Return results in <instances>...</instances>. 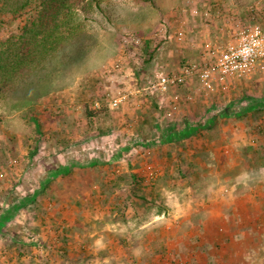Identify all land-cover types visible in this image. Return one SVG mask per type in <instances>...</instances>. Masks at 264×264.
<instances>
[{"label":"rangeland","instance_id":"374dc122","mask_svg":"<svg viewBox=\"0 0 264 264\" xmlns=\"http://www.w3.org/2000/svg\"><path fill=\"white\" fill-rule=\"evenodd\" d=\"M23 2L0 0V264H264V61L156 87L264 34V0H68L55 48Z\"/></svg>","mask_w":264,"mask_h":264},{"label":"built area","instance_id":"2783aa9c","mask_svg":"<svg viewBox=\"0 0 264 264\" xmlns=\"http://www.w3.org/2000/svg\"><path fill=\"white\" fill-rule=\"evenodd\" d=\"M182 37V33L178 32ZM213 57L208 67L196 70V66H184L178 76H162L156 87L167 89L181 85L185 78L197 74L208 89L215 83H226L229 77L242 78L251 73L257 63L264 61V34L260 30L245 27L234 34L232 42L218 44L209 51ZM116 105V102H114ZM175 104L172 109H175Z\"/></svg>","mask_w":264,"mask_h":264},{"label":"trees","instance_id":"16d2710c","mask_svg":"<svg viewBox=\"0 0 264 264\" xmlns=\"http://www.w3.org/2000/svg\"><path fill=\"white\" fill-rule=\"evenodd\" d=\"M25 2H23L22 4H20L18 7L15 6L14 12H20V11H24L23 9L25 7H27L30 4L34 5V11L36 12V17L30 18L32 19V22L30 23L32 28H29V31H33V28L36 26V28H40L43 25L45 26H52V29H49L46 31V28L44 31H42L45 35L42 38V41H38V40H34V43H38L40 46H42V44H44L45 42L48 41V38H51V43H52V47L55 48L54 46L58 45L59 42H62L64 40L67 39V37L64 36V34L62 33H58L55 31L57 28V26L59 25V13L61 12L63 14V16L65 18L68 17L69 14L64 13V10L70 11V7L68 6V0H24ZM96 8H98V3H96ZM51 11V12H50ZM77 28V26H76ZM26 31V29H25ZM29 31L27 30L26 32L29 33ZM31 33V32H30ZM37 32H35V34L33 35V38L37 37ZM70 33H72V30L70 31ZM40 42V43H39ZM55 44V45H54ZM21 48H19L18 50H14L11 53V56L13 55V59H14V68L16 69L20 64H22L27 58H21ZM13 65V64H12ZM3 77L5 78V75H3ZM3 79V78H2ZM4 80V79H3ZM31 112H33L31 110ZM32 121L34 122V128L35 130H38L40 128L39 126V120L33 116L30 115L29 116ZM14 242V240H13ZM35 243H37V246L40 245V241L36 240Z\"/></svg>","mask_w":264,"mask_h":264},{"label":"crops","instance_id":"0c3cea01","mask_svg":"<svg viewBox=\"0 0 264 264\" xmlns=\"http://www.w3.org/2000/svg\"><path fill=\"white\" fill-rule=\"evenodd\" d=\"M258 219V218H257ZM238 228H239V226H238ZM239 230V229H238ZM240 246H242V245H240ZM227 250H228V258H229V256L230 255H233L234 254V252H235V246H234V244L233 243H230L228 246H227ZM227 258V259H228ZM240 262H242V260H240V261H238V264H241Z\"/></svg>","mask_w":264,"mask_h":264}]
</instances>
